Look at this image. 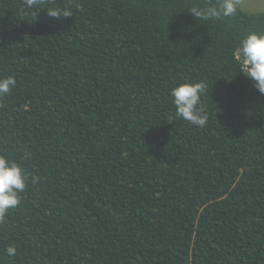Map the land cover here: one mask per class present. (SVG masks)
Returning <instances> with one entry per match:
<instances>
[{"label": "trees", "instance_id": "obj_1", "mask_svg": "<svg viewBox=\"0 0 264 264\" xmlns=\"http://www.w3.org/2000/svg\"><path fill=\"white\" fill-rule=\"evenodd\" d=\"M221 2L0 0V78L17 81L0 155L29 177L0 264H264V94L235 57L264 10L189 11ZM186 81L208 86L202 129L175 114Z\"/></svg>", "mask_w": 264, "mask_h": 264}, {"label": "clouds", "instance_id": "obj_2", "mask_svg": "<svg viewBox=\"0 0 264 264\" xmlns=\"http://www.w3.org/2000/svg\"><path fill=\"white\" fill-rule=\"evenodd\" d=\"M23 2L31 9L39 3V0H23ZM236 10V0H222L218 7H194L189 11L198 21H208L221 16H231ZM47 12L49 16L55 18L73 15L69 7H54ZM235 57L239 64V73L250 79L255 88L264 94V34L249 32L241 40ZM16 83V78L11 75L0 78V98L10 94ZM207 90L208 86L204 81H186L174 86L170 90V96L176 108V116L191 125L204 128L209 117L202 105V96ZM28 179L27 173L21 166L0 155V223L6 220L11 209H15L20 204L21 193L25 190ZM33 182H35L34 177ZM6 254L15 256V246L7 247Z\"/></svg>", "mask_w": 264, "mask_h": 264}, {"label": "rangeland", "instance_id": "obj_3", "mask_svg": "<svg viewBox=\"0 0 264 264\" xmlns=\"http://www.w3.org/2000/svg\"><path fill=\"white\" fill-rule=\"evenodd\" d=\"M240 6L247 11H263L264 0H238Z\"/></svg>", "mask_w": 264, "mask_h": 264}]
</instances>
